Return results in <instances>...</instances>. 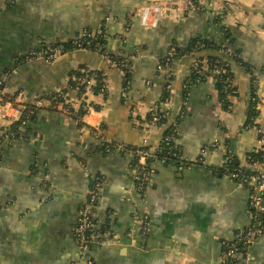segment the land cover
I'll return each mask as SVG.
<instances>
[{"label":"crops","instance_id":"obj_1","mask_svg":"<svg viewBox=\"0 0 264 264\" xmlns=\"http://www.w3.org/2000/svg\"><path fill=\"white\" fill-rule=\"evenodd\" d=\"M0 0V78L7 92L21 91L28 102L66 87L69 72L82 66L104 72L105 95L87 87L82 128L58 112L39 110L26 123L27 138L0 142V264H71L79 250L72 238L78 212L92 179L103 178L98 191L92 264H220L222 243L250 225L248 191L228 177H214L204 166H175L155 161L149 184L135 188L132 156L103 153L101 135L110 141L147 146L152 151L164 126L148 123L165 82L171 77L168 119L181 106L176 146L188 161L202 157L219 167L226 147L235 163L259 147L257 130L244 128L248 79L232 68L237 96L222 111L210 77L193 85L183 101V82L192 57L160 66L171 43L186 46L194 37L215 43L222 36L215 14L235 39V48L254 69L259 115L264 133V0ZM148 4L166 9L144 10ZM195 6V5H194ZM198 8V7H197ZM103 26L107 50L129 58V88L122 74L86 50L68 52L54 63L20 61L30 51L74 38L85 28ZM245 74V73H244ZM69 97H75L73 92ZM84 103V102H83ZM11 105H0V127L19 119ZM3 125L1 126V123ZM217 144L201 154L203 147ZM44 177H46L45 180ZM148 217L142 233L137 216ZM244 264V263H243ZM246 264H264V234L249 248Z\"/></svg>","mask_w":264,"mask_h":264},{"label":"trees","instance_id":"obj_2","mask_svg":"<svg viewBox=\"0 0 264 264\" xmlns=\"http://www.w3.org/2000/svg\"><path fill=\"white\" fill-rule=\"evenodd\" d=\"M190 2L195 5L197 8V11H202L201 7L198 6L197 2L195 0H190ZM213 22L216 24L221 36H222V42L221 43H215L213 41L201 38V37H194L191 38L187 45L182 47L177 45L176 43H171L170 46L167 49L168 51L172 52V56L168 59L162 58L159 61L160 66L169 67L172 62L175 60H179L183 57H192L193 62L195 63L196 69L191 65L190 68V75L184 80L183 82V101L185 102L187 100V95L189 89L198 83L204 82L205 78H207L211 72L217 71L218 73L213 76L215 79L214 82V88L217 92L218 101L220 103V107L222 111H229L231 107V99L233 97H236L237 91L236 87L233 85L234 79H236V72L232 69L230 64L227 62L221 60L216 55L209 54V51L214 50L219 54L226 55L230 60H232L234 63H236L240 69L245 73L247 79H248V97H247V106H246V118L244 123V128H253L255 127L257 130V139L258 140H264V133L261 132L259 129V126L256 125L255 120L259 115V109L258 104L259 100L256 95V88H257V80L254 75V69L245 63L243 59L241 58L238 50L234 47L235 46V39L232 35V32L229 28L223 25L222 23V15L221 14H215V17L213 19ZM77 40V44H73L74 41ZM107 34L105 32V29L103 26L97 28V29H90L85 28L80 34H77L74 38L67 39L65 41H57L54 43H49L47 45L55 46L60 45L62 47V51L64 54L76 50H86L88 52L96 53L99 56L106 55L109 60L120 62L121 60H124L125 57L121 55H115L111 52H109L106 48L107 46ZM40 45L45 46L46 44L44 42H41ZM166 53V54H167ZM24 60V58H21L20 61ZM199 70V72L197 71ZM87 71V72H86ZM86 72V73H85ZM86 74L89 75H95V82L92 85V91L94 94L102 93L105 95V84H104V72L101 70H87L86 67L82 66L80 68H76L75 70L69 72L68 77V83L66 85V88L61 89L59 92H49L32 102L23 101V102H16L15 96L17 95V91L6 94V96L1 100L3 103L10 102L13 104V106L20 111V117L17 121L10 123L8 126L0 127V142L3 140L2 138L5 136V133L8 131L10 135H8L9 142H11L13 139L17 138H24L26 139L28 134L26 133V123L32 122L35 119V116L39 110H48L52 112H58L61 115H64L70 119H72L76 123L77 128H82V118L87 113V108H84L85 104L81 103L79 108L77 110H73L71 108H68L66 113H63L62 110L58 109V104H61L63 102V95L67 93L68 91H75L76 97H80L82 94H84L86 89L87 81H83ZM132 74L130 71L126 68L124 69V73L122 75V90L123 92H126L129 88V83L131 79ZM171 81V77L168 78V80L165 82V85L163 86L162 93L160 95V99L157 103V105L154 107L155 109H151L145 116V120L148 123H152L153 115L160 109L161 104L168 100L169 98V83ZM65 105H63V108ZM88 107V106H87ZM169 114V112H168ZM168 114L166 118H159L157 119L153 124L156 125H162L164 126V131L162 134V138L160 140V143L158 146L150 150L147 146H132V145H126L123 143H117L115 141H110L105 139L101 133L97 135V138L101 141V144L97 148L103 153H112V152H118L122 154H129L132 156V162L130 164L131 169H136L139 173V176H144L146 181L141 185V187L137 190L138 193L142 194L144 189L149 184V177L153 173L151 164L155 161H159L163 164H172L175 166H192V165H198V166H204L207 168L212 176L214 177H228L231 181L235 183H241V186L248 191V195H254L255 187L253 184L248 183L249 178L254 175H258L262 172L264 175V170L260 171V169L254 167L256 164H261L264 166V143H262L259 147L254 149L253 151L249 152L243 161L242 164L240 163H234V156L230 151L228 150V147H226L225 153L223 154V158H229V161L227 163L221 164L219 167L215 166H206L202 163L200 160V157L196 158L195 161L191 162L186 160L182 157L180 154L175 139L177 138V132L178 127L180 125V122L182 120L183 114H184V107L181 106L179 109V113L172 119H168ZM217 147V144L208 145L203 148L213 150ZM143 151L145 153V159L144 164L140 165L138 163L139 159L137 156H135L136 151ZM232 176H235L234 178ZM96 178V180H94ZM94 179H92L91 187L95 181L99 183H103V178L100 176H96ZM134 184L136 186L137 182L134 181ZM260 199L264 201V192L261 193ZM248 213L250 215L257 216L255 225L262 231L264 234V213L259 214L257 213L256 209L253 208L248 201ZM95 225V220L92 221ZM246 228L242 229V231H245ZM107 226H102L100 229H95V226L93 229L90 230V232L87 233V235H91L94 237L95 241L99 240V237L97 236V231L101 233H104L107 231ZM241 231V230H240ZM239 230H236L234 232L235 234H238L240 232ZM233 235V236H234ZM231 244L230 242H223L222 244V250H224V245ZM238 251L243 252V249L241 247H238Z\"/></svg>","mask_w":264,"mask_h":264},{"label":"built area","instance_id":"obj_3","mask_svg":"<svg viewBox=\"0 0 264 264\" xmlns=\"http://www.w3.org/2000/svg\"><path fill=\"white\" fill-rule=\"evenodd\" d=\"M187 5L190 10H193V11L197 10V7L194 6L190 2V0H188ZM166 7L167 6L164 4H160V5H157V4L147 5L146 4L143 7V9L144 10L155 9V10L164 11ZM77 43H78L77 40L73 42V44L79 46V44ZM63 54L64 53L60 45H55V46L40 45L38 49L30 51L24 57V60L26 62L41 61L44 63L51 64V63H54ZM171 56H172V52L168 51L165 58L168 59ZM100 57L103 61H106L108 64H110L112 68L117 69L122 75L124 73V69L128 68L127 65H128V60L130 59V57L124 58V60H121L120 62L111 61L106 55L100 56ZM192 66L195 69L197 68L195 63L192 64ZM87 70L89 72V70H92V69L87 68ZM197 71L199 72L198 69ZM217 73H218L217 71H213L210 73L208 77L213 79V81L215 82V79L213 78V76H215V74ZM83 81H87V84H86V89H87V87L94 84L95 75L92 74L88 76L86 74ZM168 88H169V98L168 100H165L161 104L160 109L153 115L152 124L159 118L167 117V114L169 112L170 86H168ZM60 90L61 89L55 90L53 92H59ZM17 92L18 93L15 96V101L19 103L25 101L26 99H25L24 93L21 91H17ZM69 92H73L75 97L73 98L69 97L68 96ZM11 93L13 92H7L5 90L3 80L0 78V105H11L12 107H14L13 104L10 102L3 103L1 101L6 96V94H11ZM83 96L84 95L82 94L80 97H76L75 91H71V90L68 91L67 93H65V95H63V102L61 104H58V109L62 110L63 113H66L68 108L77 110L80 104L84 102L85 104L84 108H87L88 110V107L83 99ZM63 105H65L64 106L65 108H63ZM3 123L4 122L1 123V126L3 125ZM8 135L10 134L7 131L5 133V136L2 139L8 140ZM258 141L261 142V144L264 143V140H258ZM207 151H212V149L209 150V149L203 148L201 150V154H204ZM135 156H137V158L139 159L138 163L140 165H143L144 159H145V153L143 151L138 150L135 152ZM200 160L202 161L201 155H200ZM228 161H229V158H226V159L223 158L222 164L227 163ZM254 167L260 169V171L264 170V166L261 164H256ZM131 171H132L134 181L137 182L135 188L136 190H138L141 187V185L146 181V179L144 176H139V173L136 169H131ZM232 177L234 178L235 176H232ZM45 179L46 177H44L43 180ZM94 180H96V178ZM248 183L253 184L255 187V190H254L255 194L249 196V199H248L249 204L253 208L256 209L258 215L262 214L264 213V201L260 199V195L261 193L264 192V175L261 172L258 175L251 176L249 178ZM236 184L241 186V183H236ZM101 185H102L101 183L95 181V183L87 189L83 203L78 212L75 227L72 231V238H73L74 243L77 245L80 255H79L78 260L73 261L71 264H92V260L90 256L88 255L91 245L93 244L102 245L100 240L95 241L94 237H92L91 235L90 236L87 235V233L90 232V230L93 229L94 227V223L92 221L95 220L98 191ZM256 218L257 216L250 215V225L247 227V229H245V231L241 230L238 234H235L232 240L230 241L231 244L224 245V250H222V254L220 256V261H219L220 264H243V263L246 264L248 257H249V248L259 237L263 235L262 231L258 229V227L255 225ZM136 222L140 224L141 232L146 233L147 227H148V217L146 215H142L139 217L137 216ZM238 247H241L243 249V252L238 251Z\"/></svg>","mask_w":264,"mask_h":264},{"label":"water","instance_id":"obj_4","mask_svg":"<svg viewBox=\"0 0 264 264\" xmlns=\"http://www.w3.org/2000/svg\"><path fill=\"white\" fill-rule=\"evenodd\" d=\"M209 54H212V55H216L217 57H219L221 60L227 62L228 64H230V66L232 68H234L236 71H238L241 75H243L245 77V74L244 72L240 69V67L234 63L232 60H230L226 55L224 54H219L217 53L216 51L214 50H211L209 51ZM233 162L235 163V161L233 160Z\"/></svg>","mask_w":264,"mask_h":264}]
</instances>
